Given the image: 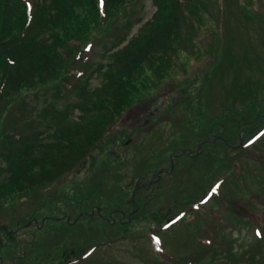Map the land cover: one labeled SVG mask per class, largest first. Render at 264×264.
I'll list each match as a JSON object with an SVG mask.
<instances>
[{
  "label": "rangeland",
  "instance_id": "374dc122",
  "mask_svg": "<svg viewBox=\"0 0 264 264\" xmlns=\"http://www.w3.org/2000/svg\"><path fill=\"white\" fill-rule=\"evenodd\" d=\"M155 9L132 0L108 28ZM184 16L166 74L145 64L151 85L86 159L0 199V264H264V0H187ZM104 31L68 41L85 46L74 66L104 62ZM53 92L0 97L2 133L44 127Z\"/></svg>",
  "mask_w": 264,
  "mask_h": 264
},
{
  "label": "trees",
  "instance_id": "16d2710c",
  "mask_svg": "<svg viewBox=\"0 0 264 264\" xmlns=\"http://www.w3.org/2000/svg\"><path fill=\"white\" fill-rule=\"evenodd\" d=\"M131 1L0 0V97L52 86L54 97L64 101L61 106L47 101L39 114L47 122L42 128L26 118L4 133L0 129L5 161L0 199L51 184L73 170L134 95L151 85L144 77L145 64L159 79L166 74L182 41L187 0H152L156 9L149 18L135 15L109 29L110 18ZM94 26L106 30L100 40L110 39L104 62L93 69L88 62L74 66L85 46L63 49ZM35 91L22 95V101ZM10 242L2 237L0 252Z\"/></svg>",
  "mask_w": 264,
  "mask_h": 264
},
{
  "label": "snow or ice",
  "instance_id": "6c2138e0",
  "mask_svg": "<svg viewBox=\"0 0 264 264\" xmlns=\"http://www.w3.org/2000/svg\"><path fill=\"white\" fill-rule=\"evenodd\" d=\"M101 3H103V0H101ZM257 235H260V233L258 232Z\"/></svg>",
  "mask_w": 264,
  "mask_h": 264
}]
</instances>
